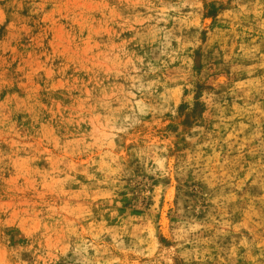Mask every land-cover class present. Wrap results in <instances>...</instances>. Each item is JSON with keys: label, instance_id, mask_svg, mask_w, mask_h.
Masks as SVG:
<instances>
[{"label": "rangeland", "instance_id": "rangeland-1", "mask_svg": "<svg viewBox=\"0 0 264 264\" xmlns=\"http://www.w3.org/2000/svg\"><path fill=\"white\" fill-rule=\"evenodd\" d=\"M0 264H264V0H0Z\"/></svg>", "mask_w": 264, "mask_h": 264}, {"label": "bare ground", "instance_id": "bare-ground-1", "mask_svg": "<svg viewBox=\"0 0 264 264\" xmlns=\"http://www.w3.org/2000/svg\"><path fill=\"white\" fill-rule=\"evenodd\" d=\"M162 221H163V223L166 222V219H165V216L164 215H162Z\"/></svg>", "mask_w": 264, "mask_h": 264}]
</instances>
